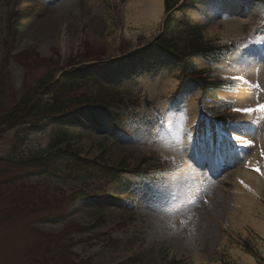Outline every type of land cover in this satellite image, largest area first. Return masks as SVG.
I'll list each match as a JSON object with an SVG mask.
<instances>
[{"label":"rangeland","instance_id":"1","mask_svg":"<svg viewBox=\"0 0 264 264\" xmlns=\"http://www.w3.org/2000/svg\"><path fill=\"white\" fill-rule=\"evenodd\" d=\"M129 1L0 0V116L49 72H72L78 79L79 66L118 58L151 41L159 33L158 19L144 26L129 13ZM261 5L264 0H218L174 14L179 43L186 32L196 31L204 43L234 46L214 67L192 58L195 74L207 70L201 76L205 79L193 74L205 95L191 87L194 84L180 87V80L185 81L181 64L150 49L133 72L98 77L113 91L105 93L84 78L65 90L60 95L64 113L48 109L39 113L32 120L46 125L24 129L19 133L22 139L16 138V130L1 133L0 128V264H123L129 259H134L129 264H244L234 252L251 257L246 249L258 253L264 264V236L253 226L254 218L264 221V179L257 177L254 185L243 179L218 191L209 189L214 177L237 165L215 120L199 113L201 105L214 108L205 112L221 117L220 128H246L236 124L241 117L224 113L227 103L199 101L218 99L221 93L208 87L222 84L218 80L222 72L240 77L243 87L245 81L250 83V58L260 62L256 51H264V43H258L264 40ZM50 12L59 15L54 30L40 25ZM195 12L206 16L204 22L193 19ZM225 17L244 18L248 21L244 31L249 23L255 30L248 38L213 35L208 28ZM162 77L176 80L179 89L164 96L143 90L144 81ZM112 92L121 95L109 102L119 111L115 120L102 109L84 108L86 100L100 101ZM43 98L52 105L56 97L45 92ZM191 102L194 113L183 114L181 106ZM184 120L194 137L193 152L186 155L189 164L156 147L155 129H162L173 141L165 149L179 150L170 128L180 132ZM252 127H247L249 134ZM61 137L65 143L54 147ZM65 144L86 162L55 152ZM199 146L208 151L213 147L212 156L203 157ZM16 155L46 156L50 166L15 167L7 160ZM236 196L259 207L238 209ZM177 215L179 231L173 224Z\"/></svg>","mask_w":264,"mask_h":264},{"label":"trees","instance_id":"2","mask_svg":"<svg viewBox=\"0 0 264 264\" xmlns=\"http://www.w3.org/2000/svg\"><path fill=\"white\" fill-rule=\"evenodd\" d=\"M179 1L180 0H164V9L166 11H170L171 8L174 7ZM196 1L203 3L206 2L207 0H184L175 9L176 11H179L181 13L185 12L187 8L192 7ZM211 1H218V0H211ZM165 20L166 21L164 23L162 34L153 43L150 44L148 49L138 51L137 53L130 54L125 56L124 58L116 60L115 61L116 65L114 66V68L116 70L123 69V71L126 70L129 71L132 66L142 64L147 59L148 57L147 51L150 49L154 51V54L156 56L162 57L165 54L169 58L170 57H174L175 59L178 58V60H182L183 62L184 60H186V64L188 65V72L190 73H193L192 65L189 60L191 57L199 56L200 58H202L204 61H207L211 65L217 64L226 57L229 47L226 48L223 46H212L206 43L204 44L202 40H200L199 36L189 37L188 40L187 39L185 40L183 47L177 48L170 38V35L172 33V25L173 23L176 22V20H174V18H169V17H167ZM17 33L18 30L15 29L13 36L16 35ZM102 64L95 63L89 66H82L78 68L76 71L79 72L81 77H83L89 71H91L92 74H95L99 77L100 76L106 77L115 71L113 69L112 61L107 63V65L105 64L102 65ZM71 74L72 72H61V73L49 72L48 74H46L45 78L41 80V82H39L33 89H30V91L27 90V92L11 107V109H9L8 111H4L0 116V128H3L1 133L14 129L17 132L16 138H21V136H19V133L23 132L24 129L31 130L35 125H39V126L40 124L46 125L45 123L42 124L41 120H35V121L32 120L37 118L39 113L45 112L47 109L49 111L63 112L66 105L63 102V100L60 99L61 98L60 95L63 94L65 90L73 87L75 84L81 81L80 79L73 78ZM196 81L194 82L192 80L189 82L192 84L194 83L196 84ZM104 89L105 91L108 90L106 88ZM45 92H48L56 97L54 98L52 105H47L44 103L43 94ZM101 99L103 102L104 98ZM96 101L97 100H92V101L87 100L86 102H88V108L100 107L96 105V103L101 101L99 100L97 102ZM108 111H111V109H108ZM65 140H66L65 137L64 138L61 137L60 139H58V144H56L54 147H58V145L64 144ZM55 152L66 153L73 156L77 161L84 163L86 162V160L84 159L77 158V156L70 151L67 144H65L63 148H57ZM20 156L21 158L18 155H16V159L7 160V162L10 165H13L15 167L17 166L20 168H24V167L26 168L29 166L33 170H35L36 168L47 169L50 166V162H48L46 156H39V157L38 156L26 157L22 155ZM2 161L3 159L0 158V162ZM91 162L92 164H97V159ZM107 171L108 174L113 175V171H109V170ZM252 255L257 259V261H260L258 256H256L254 253H252ZM128 261L130 262L132 260H128ZM127 262L125 264H127Z\"/></svg>","mask_w":264,"mask_h":264},{"label":"bare ground","instance_id":"3","mask_svg":"<svg viewBox=\"0 0 264 264\" xmlns=\"http://www.w3.org/2000/svg\"><path fill=\"white\" fill-rule=\"evenodd\" d=\"M129 13L133 14V16H135V19L139 22H141L142 24H144V26H148L151 25L153 23L157 22L158 19V15L161 14V0H130L129 1V9H128ZM193 19L199 23H202L204 20L198 16L195 12V14H193ZM248 21L245 20L244 18L241 17H236V18H227L225 17L223 20L221 21H216L215 23H213L209 29V31L213 34V35H219L222 36L224 38H242V37H249L251 36V34L254 32V27L249 23L248 25V30H245V26L247 27ZM40 25L42 26V28H45L47 30L49 29H56L59 25V15L56 14L55 12H50L48 17L40 23ZM251 63H252V67H250V75L248 78V81L250 82L248 85V88L245 87L243 88L242 86L239 87V89L235 92V93H229L226 95V97H230L233 101V107L230 111H235L234 109H243V108H251V106H253L255 104V102H252L253 96L254 94L257 95L254 89L252 88V85L257 83L259 84L260 88L263 87V89L261 90L262 92L260 93V101L259 104H264V60H261L260 62L258 61L256 63V59L255 56L250 58ZM222 76L224 79L228 78V77H236L237 75L228 72V73H222ZM176 80H172V79H168V78H157L154 81H149L146 80L144 81V86H143V90L146 93H158L160 95H165L167 93L170 92H174L177 84H176ZM182 109L180 110H184L183 114L185 115H192L194 113V103H187L186 105H182L181 106ZM237 112V111H235ZM247 117H251V115H247ZM193 118L190 119V121H192ZM168 120V117H167ZM188 120L187 121H181V131L176 133L175 131H173V128H170V131L172 132V134L174 135V137L177 139V149L172 150L171 152L167 149H165L166 146L170 145V143H173V141L171 140V138H169V136H167V133H164V131L162 129H155V132H157L158 136L156 139V147H158V149H162V151L164 152V154H166V156L168 157L169 154H174L177 157H179L180 159H182L184 161V163L189 164L190 163V159H187V154H192V149H190L191 144H192V139L193 134L190 132V130L188 129ZM183 125V126H182ZM264 128V125L262 127V129ZM167 129H168V125H167ZM263 133V132H262ZM258 133V139L260 141V145H262V149L264 150V133ZM184 140V141H183ZM170 141V143H169ZM176 144V142H174ZM179 145V146H178ZM182 150V151H181ZM199 150L201 152V155L203 157L206 156H211L212 152H213V147H210V153L206 148H201V146H199ZM196 152H199L198 149L196 150ZM248 156L249 157H235V164H237V167H235V169L229 170L228 172L222 174L217 180L212 179L213 181L211 183H208L207 185H209V189L212 191H218L221 190L222 187L224 185L227 184H235L236 182L243 180V179H250L252 184H257V177H253L246 169L245 167H243V165L245 164V162H249L251 164V166H256L257 165V149L255 150H248ZM188 155V156H189ZM192 163V162H191ZM195 168V166H194ZM212 169H215L214 171H216V167H212ZM202 184V182H201ZM226 196V195H225ZM227 197V196H226ZM234 202L236 205H238V209H240V207L244 208V207H249L250 208H255V207H259L256 203H254L252 200L248 199L247 197H239L236 196L234 197ZM208 200H205V203L208 204ZM241 205V206H240ZM205 206H203V211L207 212ZM247 210V209H246ZM250 212V211H247ZM251 218V217H250ZM174 227L176 228V230H180V225H181V218L179 217V215H177V217H174ZM252 220V219H251ZM254 224L253 226H255L256 229H258L257 231H259V233H261L262 236H264V221L262 220H258L257 218L253 219ZM179 224V225H178ZM178 225V226H177ZM173 227V226H172ZM234 255H240L241 261L244 264H256L254 263L253 259L249 256V255H241L239 252L235 251Z\"/></svg>","mask_w":264,"mask_h":264},{"label":"snow or ice","instance_id":"4","mask_svg":"<svg viewBox=\"0 0 264 264\" xmlns=\"http://www.w3.org/2000/svg\"><path fill=\"white\" fill-rule=\"evenodd\" d=\"M258 43H264V40L262 41H258ZM234 79H240V77H234ZM245 83H248L247 81H245ZM256 87H258V85H256ZM237 112H242L244 114H248L251 115L253 113H261L262 117H264V104H257L255 107H251V108H243V109H234ZM237 138H240L239 136ZM251 143V142H249ZM262 157H264V151H262ZM254 171H257L258 173L260 172V168L259 167H255L253 169ZM241 183H243L241 181ZM245 187H247V185H244Z\"/></svg>","mask_w":264,"mask_h":264},{"label":"crops","instance_id":"5","mask_svg":"<svg viewBox=\"0 0 264 264\" xmlns=\"http://www.w3.org/2000/svg\"><path fill=\"white\" fill-rule=\"evenodd\" d=\"M161 14H159L158 15V21H159V23L161 22L160 20H161V18H162V15H163V12H164V10H163V2H162V0H161Z\"/></svg>","mask_w":264,"mask_h":264}]
</instances>
